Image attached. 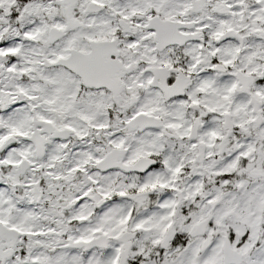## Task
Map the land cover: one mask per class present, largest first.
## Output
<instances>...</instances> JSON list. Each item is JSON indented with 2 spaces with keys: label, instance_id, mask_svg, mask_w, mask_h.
Listing matches in <instances>:
<instances>
[{
  "label": "snow or ice",
  "instance_id": "1",
  "mask_svg": "<svg viewBox=\"0 0 264 264\" xmlns=\"http://www.w3.org/2000/svg\"><path fill=\"white\" fill-rule=\"evenodd\" d=\"M0 264H264V0H0Z\"/></svg>",
  "mask_w": 264,
  "mask_h": 264
}]
</instances>
